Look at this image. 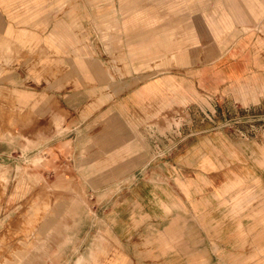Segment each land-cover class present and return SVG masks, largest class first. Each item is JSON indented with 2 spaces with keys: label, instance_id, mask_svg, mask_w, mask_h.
Instances as JSON below:
<instances>
[{
  "label": "crops",
  "instance_id": "0c3cea01",
  "mask_svg": "<svg viewBox=\"0 0 264 264\" xmlns=\"http://www.w3.org/2000/svg\"><path fill=\"white\" fill-rule=\"evenodd\" d=\"M198 1L0 0L3 42L62 67L59 87L17 98L46 95L53 135L37 151L93 201L97 246L78 256L95 264H264V139L198 130L196 118L211 119L200 97L264 99L229 92L264 77V47L244 36L218 54L213 38L236 30L235 14L200 21ZM201 47L213 56L203 64Z\"/></svg>",
  "mask_w": 264,
  "mask_h": 264
},
{
  "label": "rangeland",
  "instance_id": "374dc122",
  "mask_svg": "<svg viewBox=\"0 0 264 264\" xmlns=\"http://www.w3.org/2000/svg\"><path fill=\"white\" fill-rule=\"evenodd\" d=\"M244 1H198L200 21H218L223 15L217 14H235L230 18L236 30L222 31L218 39L212 37L218 44V54L244 36L264 47V11L254 19ZM167 3L174 8L178 2ZM211 13L217 16H206ZM240 13L246 21L239 22L238 18H244L237 17ZM103 38L110 40L109 34H103ZM3 40L0 37V264H95L94 255L78 256L82 248L93 250L97 246L93 223L98 214L91 207L93 201L66 175L70 166L53 160L52 151L48 157L47 152L37 151H46L41 144L50 131L53 135L47 128L46 95L28 92L33 95L34 107L32 101L24 104L17 98L21 89L53 88L55 83L59 87L57 78L62 76V67L42 51L26 54ZM200 43L205 46L207 38ZM205 50L200 48V64L213 58L206 57ZM154 68H150V75L157 72ZM243 85L229 92H264V77ZM254 103V96L241 102L234 97H200V106H209L212 113L209 119L199 109L197 129L221 130L234 138L264 139V99ZM174 121L168 116V129Z\"/></svg>",
  "mask_w": 264,
  "mask_h": 264
}]
</instances>
